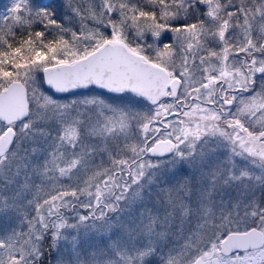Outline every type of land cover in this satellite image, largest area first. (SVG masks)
Segmentation results:
<instances>
[{
    "label": "snow or ice",
    "instance_id": "1",
    "mask_svg": "<svg viewBox=\"0 0 264 264\" xmlns=\"http://www.w3.org/2000/svg\"><path fill=\"white\" fill-rule=\"evenodd\" d=\"M0 9V264H264V0Z\"/></svg>",
    "mask_w": 264,
    "mask_h": 264
},
{
    "label": "rangeland",
    "instance_id": "2",
    "mask_svg": "<svg viewBox=\"0 0 264 264\" xmlns=\"http://www.w3.org/2000/svg\"><path fill=\"white\" fill-rule=\"evenodd\" d=\"M4 2H5V0H0V5H2Z\"/></svg>",
    "mask_w": 264,
    "mask_h": 264
},
{
    "label": "trees",
    "instance_id": "3",
    "mask_svg": "<svg viewBox=\"0 0 264 264\" xmlns=\"http://www.w3.org/2000/svg\"><path fill=\"white\" fill-rule=\"evenodd\" d=\"M1 10V9H0Z\"/></svg>",
    "mask_w": 264,
    "mask_h": 264
}]
</instances>
